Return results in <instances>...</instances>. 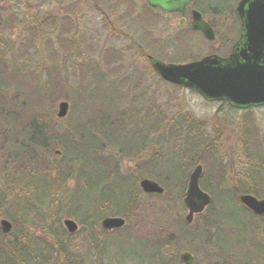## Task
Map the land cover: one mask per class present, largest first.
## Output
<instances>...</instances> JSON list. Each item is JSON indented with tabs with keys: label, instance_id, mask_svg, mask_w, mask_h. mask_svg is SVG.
Returning a JSON list of instances; mask_svg holds the SVG:
<instances>
[{
	"label": "trees",
	"instance_id": "1",
	"mask_svg": "<svg viewBox=\"0 0 264 264\" xmlns=\"http://www.w3.org/2000/svg\"><path fill=\"white\" fill-rule=\"evenodd\" d=\"M11 1L18 5L16 0H0V11L1 4ZM124 2L138 14L135 15L141 23L153 26L161 19L160 11L148 3L139 12L134 0ZM199 8L205 10L200 5ZM8 15H0V30L11 28L13 16ZM62 27L63 32L51 38L47 48L54 63L47 69L54 73L49 75H55L54 82L50 78L43 80L27 63L9 61L5 54L10 42L6 40L3 45L0 39V179L5 183L0 184V216L26 230L9 235L0 231V264H135L124 245L139 241H143L146 259L137 264H183L178 254L181 250L194 255L191 264H264V216L254 215L239 201L242 193L264 197V135L254 133V122L245 128L249 134L244 137V152H240L244 156L240 158L243 176L235 178L233 187L219 186L216 177L221 174L223 181L224 171H218V166L216 171H210L211 182L216 179L217 188L208 180L203 182L215 198L209 208V222L204 220L189 228L173 211L174 196L180 199L182 195L174 194L172 182L184 184L187 169L197 164L204 147L210 152L205 159L215 169L217 159L211 143L202 131H192L194 123L184 128L175 119L168 121L156 105L147 104L148 109L142 110L146 102L143 93L135 95L132 104L123 105L121 87L126 83L112 77L122 60L120 50H107L97 61H78L76 70L80 76L76 78L80 83L73 87V97H67L60 57L56 56L62 50L73 49L71 39L65 35L72 24ZM26 44L24 52L32 46ZM169 61H178L176 54ZM63 99L70 101L65 100L70 106L68 129L58 128L52 114ZM252 111L246 110L245 118L253 120ZM111 134H117L114 140ZM120 135L123 143H118ZM56 149L61 156L57 157ZM174 153L181 159L180 173H175L176 164L171 160ZM158 156L163 158L159 164L155 161ZM123 158L139 160L136 175L123 170ZM141 176L156 177L165 186V193H143L138 183ZM69 181L72 187H68ZM226 201L237 204L250 217L243 228V239L239 232L235 239L239 246H245L238 254L230 252L233 247L223 250L215 243L219 231V223L213 221L215 207ZM64 216L76 218L83 230L68 233L62 224ZM108 216L124 217L126 225L109 231L101 224ZM26 223L40 225V234L36 235ZM48 236L52 239L47 240ZM75 240L79 241L76 246ZM111 240L116 242L114 253L107 246ZM170 247L175 251L168 250Z\"/></svg>",
	"mask_w": 264,
	"mask_h": 264
},
{
	"label": "rangeland",
	"instance_id": "2",
	"mask_svg": "<svg viewBox=\"0 0 264 264\" xmlns=\"http://www.w3.org/2000/svg\"><path fill=\"white\" fill-rule=\"evenodd\" d=\"M134 1L136 2V9L139 12H141L142 6L147 4L146 0ZM238 1L196 0L194 2L193 6L201 10L204 13V17L214 24L216 37L210 40L203 32L200 31L199 33L197 29H195L197 31L194 30L197 33L185 31L187 33L185 34L184 30L188 27L178 24L179 17L175 15L166 20L165 12L161 13V19L153 23V26L141 23L135 15L137 13H133L127 7L128 5L124 0H16L15 3H18V5L12 4V1L1 4L3 9L1 8L0 15L8 17L10 13L15 22L11 21L12 29L0 30V39L4 41L3 45L7 41L10 42L5 54L9 61L27 63L31 69L39 72L43 80H47L50 78L49 75L54 74L53 72L50 74L47 69V67L54 66L53 61L48 56V42L51 38L56 39L58 34L61 31L63 32L64 27L62 25L65 26L67 23L72 24L69 34L65 35H68L71 39L73 49L68 52L62 50L59 52V56H56L60 57V74L64 87H67V97L69 98H72L75 94L72 92L73 87L80 83L79 78H76V76H80V71L76 70L78 61H97L104 56L107 50H120L122 52V60L113 70L115 75L112 74V77L115 80L126 83L125 87H121L124 93L123 105L132 104L133 97L138 93H143L145 94L146 102L141 105L142 110L148 109L147 104L156 105L160 107L159 110L165 112L166 118L169 119L168 121L175 119L176 124H183L184 128L189 127L190 123H194L192 131L196 128L195 132L200 133L202 131L204 133L206 141L211 143L212 152L215 154L214 158L216 157L218 161V164L216 161L215 169L212 168L210 166L211 162L205 159L210 152L204 147L201 151L203 158L200 156L198 162H196V165L201 164L203 166L200 186L206 190L203 187V182H209L212 187H215L217 179L219 186L233 187V183H237L235 178L242 177L243 174L241 173L245 171L243 160L240 159L244 158V156L240 155V152H244L242 147L245 145L244 137L246 139L248 132L245 128L247 126L250 127L249 122H254L256 125L254 133L258 134V136L259 134L264 135V105L249 108L253 110L254 119L248 120V118H245V111L248 109L233 108L227 101L206 100L192 89L165 81L153 70L146 55H155L169 62L176 54V59L178 60L176 62L185 63L199 59L207 54L218 53L219 55H225L229 53L233 42L238 37L236 35L235 24L232 20V15L235 14ZM199 5L209 11H206V13L205 10L203 11L202 8H199ZM228 19L229 23H227ZM50 21L53 22L51 26L49 25ZM225 35L229 40L228 42L224 41ZM26 42H29L32 46L24 52L23 49L27 46ZM50 50L52 51V49ZM142 51H145L146 55ZM52 78H55V75H52ZM52 78H50L51 82H54L55 79ZM63 100H60V102ZM53 112L56 126L60 129H68L70 127L68 117L70 111L64 118L57 116L58 106ZM198 121L200 122L199 124L197 123ZM244 123L246 124L245 126ZM149 125L150 123H148ZM111 135L112 140L117 136V134ZM120 137L121 140L118 143H123L124 139L121 135ZM174 141H176V135H174ZM257 143L259 142L257 141ZM170 147L172 146L170 145ZM55 153L57 157L61 156V152L58 149H56ZM138 157L142 158V156ZM162 159V156H158L155 161L159 164L162 162ZM171 160L176 164L175 173H180L181 159L178 154L174 153V156H171ZM138 162L137 158H123L121 159L120 166L123 167L126 173L130 172L136 175ZM196 165L194 164L190 166L191 168L187 169V176L186 178L183 177L185 178L184 184L182 182L178 184L175 180L172 182L174 194L179 192L182 195L180 199L174 196V200H172L173 211L177 217L183 219V223L189 226V228L201 224L204 220L206 223L209 222V208L215 200L213 194L208 191L213 197L211 204L203 212L195 214L192 223H187L185 217L188 214V209L185 207L183 199L188 188L189 176ZM217 166L218 171L220 169L224 171L223 181H221L220 174L214 182H211L213 175L210 171H216ZM165 170L166 168L162 169V171ZM145 177L148 176H141L138 182L143 193L145 192L140 186V180ZM148 178L158 181L156 177V179L152 177ZM67 183L68 187L73 186V182L69 181ZM0 184L5 185L2 179H0ZM163 187L165 189V186ZM3 188L4 190L6 189L5 187ZM166 199L168 200V198ZM152 200L158 202L159 199ZM215 211L216 215L213 221L219 223V231L215 237L216 246L223 250L233 247L230 248V252L234 254L244 251L245 246H239L235 239L238 232L241 236L239 237L240 240L243 239V228L247 225L246 221H250L249 215L237 204L231 205L227 201L219 203L215 207ZM4 218L6 217L0 216V221ZM65 218H71L78 223L79 229L77 232L83 230L76 218L64 216L62 224L65 230H67L63 223ZM8 220L12 222L10 219ZM12 224L11 232L26 233L24 227L19 226L17 223L15 225L12 222ZM26 225H28L30 230L35 231L36 235L40 234V225H36L35 227L33 223H26ZM138 228L143 229L144 227L143 225H138ZM52 229L55 230L56 228ZM0 231L2 234L9 235V233L3 232L1 225ZM189 233L194 234L192 231H189ZM51 239V236L47 237V240ZM8 240L10 239L8 238ZM115 243L114 240H111L107 245L110 252L114 253L117 250ZM141 243L143 241H139L133 245H124L126 254L134 258L135 264L146 259L144 254L145 248ZM73 244L76 246L79 244V241L75 240ZM168 250L174 252L175 247H170ZM182 251H179L178 254L180 255Z\"/></svg>",
	"mask_w": 264,
	"mask_h": 264
},
{
	"label": "water",
	"instance_id": "3",
	"mask_svg": "<svg viewBox=\"0 0 264 264\" xmlns=\"http://www.w3.org/2000/svg\"><path fill=\"white\" fill-rule=\"evenodd\" d=\"M193 0H148L152 7H161L166 11L167 19L171 13H185L186 6ZM238 11L243 18V28L239 41L227 57L217 54L188 63L164 62L152 55L149 59L155 71L161 77L174 84L197 90L207 100L227 99L237 107L259 106L264 104V0H241ZM193 13V26L210 40L215 38L213 27L204 20L196 9ZM69 103L62 101L58 105L57 116L64 118L69 112ZM203 166L198 164L189 176L188 188L183 199L189 209L185 219L192 223L194 215L201 213L212 202V196L200 186ZM142 190L150 194H163L165 189L157 181L143 178ZM240 201L257 216H264V198L249 193L240 195ZM120 216L105 217L101 224L107 230L120 229L125 225ZM70 233H75L79 225L71 219L63 221ZM4 233H10L12 222L4 218L0 221ZM180 261L191 264L194 256L184 251Z\"/></svg>",
	"mask_w": 264,
	"mask_h": 264
},
{
	"label": "flooded vegetation",
	"instance_id": "4",
	"mask_svg": "<svg viewBox=\"0 0 264 264\" xmlns=\"http://www.w3.org/2000/svg\"><path fill=\"white\" fill-rule=\"evenodd\" d=\"M195 2V1H194ZM194 2H192V3H190L188 6H187V10H186V12H185V14H181L180 12H176V13H174V14H172V17H174L175 15H176V17L178 16L179 17V20L177 21L178 22V24L180 25H182V26H186V27H188V28H186L185 30H184V33H185V31H193L194 32V26H193V13H192V11L194 10V9H198V8H196V7H194L193 6V4H194ZM199 10V9H198ZM202 12V11H201ZM202 14H204L203 12H202ZM203 17H204V15H203ZM233 18V19H232ZM232 20H233V23L235 24V28H236V35H238V37L235 39V41L233 42V44H232V46H231V50L229 51V53H227V54H225V55H221V56H224V57H226V56H228L231 52H232V49H233V47H234V45L236 44V42H237V40H239V38H240V36H241V32H242V28H243V18H242V16H241V14H240V12L237 10V9H235V14H233L232 15ZM204 19L209 23V24H211L212 25V27L214 28V30H215V33H216V29H215V27H214V24L213 23H211L210 21H208L205 17H204ZM230 19V18H229ZM229 19L227 20V23H229ZM195 31H197V30H195ZM198 32L200 33V31L198 30ZM195 33H197V32H195ZM228 33V32H227ZM226 33V34H227ZM185 34H187V33H185ZM190 35H192V34H190ZM224 41H229L228 39H227V37H226V35H225V39H224Z\"/></svg>",
	"mask_w": 264,
	"mask_h": 264
}]
</instances>
